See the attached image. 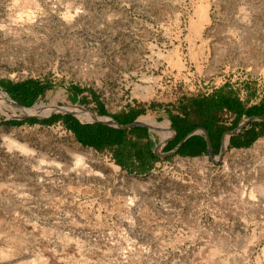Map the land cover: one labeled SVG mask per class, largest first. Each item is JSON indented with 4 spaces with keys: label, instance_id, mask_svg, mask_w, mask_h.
I'll use <instances>...</instances> for the list:
<instances>
[{
    "label": "rangeland",
    "instance_id": "374dc122",
    "mask_svg": "<svg viewBox=\"0 0 264 264\" xmlns=\"http://www.w3.org/2000/svg\"><path fill=\"white\" fill-rule=\"evenodd\" d=\"M30 1L27 24L23 0H0V83L48 87L36 105L96 116L222 87L264 97V0ZM8 119L0 112V264H264V140L137 174L62 122ZM5 137L34 156L10 151ZM71 152L104 177L42 162L72 164Z\"/></svg>",
    "mask_w": 264,
    "mask_h": 264
},
{
    "label": "crops",
    "instance_id": "0c3cea01",
    "mask_svg": "<svg viewBox=\"0 0 264 264\" xmlns=\"http://www.w3.org/2000/svg\"><path fill=\"white\" fill-rule=\"evenodd\" d=\"M258 98L252 92L240 95L235 90L222 87L208 95L171 103L131 106L120 113H108L101 106V112L96 113L98 117H110L122 126L136 121L143 125L118 129L100 124L117 130L124 146L95 150L109 154L115 163L120 158L124 167L118 166L129 173L147 174L161 161L171 157L219 155L224 148L227 151L249 149L264 140V97ZM68 116L96 130L99 125L66 115L59 121L65 128ZM68 124L75 125L72 121ZM86 129L79 128L80 138L68 131L83 145L81 139Z\"/></svg>",
    "mask_w": 264,
    "mask_h": 264
},
{
    "label": "bare ground",
    "instance_id": "6f19581e",
    "mask_svg": "<svg viewBox=\"0 0 264 264\" xmlns=\"http://www.w3.org/2000/svg\"><path fill=\"white\" fill-rule=\"evenodd\" d=\"M22 7V14L26 16L27 24L33 23L36 19L35 13L33 9L37 8V3L32 2L30 0H23V4L20 5ZM33 7V8H32ZM209 5L201 4L197 8V16L198 23L197 25L201 28L207 22H209ZM24 23L23 26H25ZM140 91L150 92L151 88L148 87L146 89H141ZM60 95L62 93H59ZM55 98V97H54ZM45 103V102H44ZM44 103L38 104L35 106L33 111H41L46 107ZM51 106V105H50ZM0 112L5 113L9 117L20 116L25 113L22 109L17 107V105L3 92L0 91ZM81 117H87L84 113H80ZM5 145L8 147L10 151H17L26 156H34L35 151L31 149L28 145L20 143L15 138L5 137ZM72 157V164H63L56 160H52L50 158H43L42 162L48 163L53 166L55 169L61 172L74 173L79 176H89V175H98L104 177L102 172L95 171L92 167V164L89 162L88 158L80 153H70ZM114 170L118 171L120 168L118 166L113 165ZM135 186H140L142 188H147L148 184H142L141 182L135 181ZM132 203V200L129 199Z\"/></svg>",
    "mask_w": 264,
    "mask_h": 264
},
{
    "label": "trees",
    "instance_id": "16d2710c",
    "mask_svg": "<svg viewBox=\"0 0 264 264\" xmlns=\"http://www.w3.org/2000/svg\"><path fill=\"white\" fill-rule=\"evenodd\" d=\"M0 87H2L9 96L19 104L23 105L24 107H32L39 97H43L48 87L41 85L39 82L36 81H26L20 84L12 85V84H5L0 83ZM64 117L62 116H54L49 120L39 121L35 119L26 120L23 123L29 124H42V125H53L60 120H63ZM65 125L67 130L75 133L77 137L80 138L82 135L80 134L79 128L87 127L84 137L81 139V143L84 146H88L94 148L99 151H103L106 148L113 147V146H124L120 134H118L117 130L108 128L103 125H97L96 128L93 129L91 126H83L74 118L68 116L65 118ZM72 121L75 125H69L68 122ZM11 125H20L22 122L11 121ZM80 140V139H79ZM201 155H195L192 157H199ZM117 165L123 166L124 164L121 159L117 158L116 161Z\"/></svg>",
    "mask_w": 264,
    "mask_h": 264
},
{
    "label": "water",
    "instance_id": "95a60500",
    "mask_svg": "<svg viewBox=\"0 0 264 264\" xmlns=\"http://www.w3.org/2000/svg\"><path fill=\"white\" fill-rule=\"evenodd\" d=\"M0 91H3V88L0 87ZM4 93L9 97L8 93H6V92H4ZM12 101L17 105V107H19L20 109L25 111V113L23 115H20V116L9 117L8 120H10V121L22 122V121H26V120H30V119L44 121V120L52 118L53 116H58V115L59 116L71 115V116L79 118V116L81 115L80 113H84L85 115L90 117V120L87 121V123L103 124V125L115 127L118 129H132V128L140 127L143 125L139 121H136L130 125L122 126L117 121H115L114 119H112L110 117H98V116L92 115L86 109L81 108V107L76 108V107H60V106H47L46 105V107L44 109H42L41 111H33L36 104L33 107L28 108V107L20 106L14 100H12ZM208 142L210 143L209 140H208ZM210 149H211V145H210ZM225 151L226 150L224 148V150L218 155L219 160L222 159L223 155L225 154ZM170 155H173V154L171 153ZM211 157L216 158L217 156L214 155L213 153H211Z\"/></svg>",
    "mask_w": 264,
    "mask_h": 264
}]
</instances>
